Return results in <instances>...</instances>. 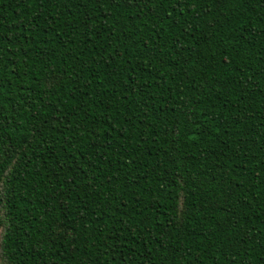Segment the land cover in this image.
<instances>
[{
	"label": "trees",
	"instance_id": "1",
	"mask_svg": "<svg viewBox=\"0 0 264 264\" xmlns=\"http://www.w3.org/2000/svg\"><path fill=\"white\" fill-rule=\"evenodd\" d=\"M2 264H264V0H0Z\"/></svg>",
	"mask_w": 264,
	"mask_h": 264
},
{
	"label": "rangeland",
	"instance_id": "2",
	"mask_svg": "<svg viewBox=\"0 0 264 264\" xmlns=\"http://www.w3.org/2000/svg\"><path fill=\"white\" fill-rule=\"evenodd\" d=\"M0 264H2V259H1V241H0Z\"/></svg>",
	"mask_w": 264,
	"mask_h": 264
}]
</instances>
